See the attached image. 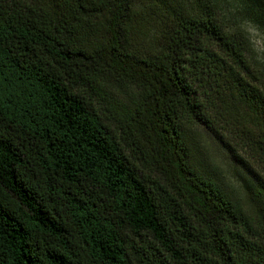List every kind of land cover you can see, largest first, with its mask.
Here are the masks:
<instances>
[{"label":"trees","instance_id":"obj_1","mask_svg":"<svg viewBox=\"0 0 264 264\" xmlns=\"http://www.w3.org/2000/svg\"><path fill=\"white\" fill-rule=\"evenodd\" d=\"M243 17L264 28V0H0V264H264Z\"/></svg>","mask_w":264,"mask_h":264},{"label":"rangeland","instance_id":"obj_2","mask_svg":"<svg viewBox=\"0 0 264 264\" xmlns=\"http://www.w3.org/2000/svg\"><path fill=\"white\" fill-rule=\"evenodd\" d=\"M232 1L235 2L236 0ZM246 17L241 18V26L246 19L249 20V18ZM230 22L233 23V21H229L227 24L229 25ZM254 25L257 26L258 29L256 36H249L245 32L248 35L249 40L260 39L264 42V28L256 25L255 23ZM258 55L264 54L255 53L251 45V51L248 53V57L252 63L259 67L264 59H258ZM189 141L198 163L218 178L219 181L226 183L227 185L233 187V189L238 187L240 171L236 169L233 164L229 163V159L226 156L225 151L220 147L219 143L216 142L213 136L209 135L205 131H198L189 136Z\"/></svg>","mask_w":264,"mask_h":264},{"label":"clouds","instance_id":"obj_3","mask_svg":"<svg viewBox=\"0 0 264 264\" xmlns=\"http://www.w3.org/2000/svg\"><path fill=\"white\" fill-rule=\"evenodd\" d=\"M244 31L249 36H256L258 29L257 26L254 25V23L251 20H245L242 25ZM250 44L252 45L253 51L258 54H264V42H262L260 39H252L250 40ZM258 59H264V55H258Z\"/></svg>","mask_w":264,"mask_h":264}]
</instances>
